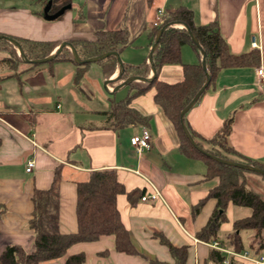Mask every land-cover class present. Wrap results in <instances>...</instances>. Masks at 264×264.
Masks as SVG:
<instances>
[{"label":"crops","instance_id":"crops-1","mask_svg":"<svg viewBox=\"0 0 264 264\" xmlns=\"http://www.w3.org/2000/svg\"><path fill=\"white\" fill-rule=\"evenodd\" d=\"M68 1L70 6L61 15L47 19L43 11L47 2L0 0V35L46 41L55 49L63 41L90 40L96 30L124 28L131 43L119 51L123 65L145 62L148 74L131 70L127 76L147 78L152 75L147 56L154 40L149 31L155 17L159 11L165 15L185 6L192 11L196 25L217 22L232 53L257 48L259 65L264 64V0ZM47 14H53L50 7ZM180 58L183 63H200L201 54L186 43L180 47ZM255 68L219 70L184 115L186 125L203 138L212 137L231 117L226 141L236 153L228 157L238 162L244 157L264 163V84L257 81ZM76 70L68 60L25 62L17 51L0 44V253L8 244L33 249L34 234L27 222L34 188L47 189L58 176L60 230L73 232L77 227V182L92 170L111 168L126 191H142L130 199L124 193L116 196L120 219L138 253L116 251L112 236L103 235L71 245L67 254L83 252V264H180L171 247L184 246L182 264H226L214 261L210 255L218 249L197 236L216 200L206 198L193 212L217 179L204 178L203 159L180 152L176 128L155 103L154 87L130 100V106L145 116L146 122L112 129L107 126L105 113L111 100L122 99L134 89L127 84L112 91L124 79L107 84L108 90L102 88L103 81L113 78L117 69L108 76L99 63L88 64L77 82ZM157 78L177 82L182 79V67L162 65ZM144 128L150 134V147L137 153L130 138ZM28 159L34 160L30 172L26 171ZM155 190L157 198L141 200L142 195ZM236 207L242 206L227 205L217 241L228 243L226 236L233 221L249 215L248 208L238 212ZM248 231L240 233L246 234L241 239L247 257L230 255V264H258L254 257L264 251L250 248L253 233ZM63 260L43 264H61Z\"/></svg>","mask_w":264,"mask_h":264},{"label":"trees","instance_id":"trees-1","mask_svg":"<svg viewBox=\"0 0 264 264\" xmlns=\"http://www.w3.org/2000/svg\"><path fill=\"white\" fill-rule=\"evenodd\" d=\"M33 1L45 4L49 0ZM51 1V13L69 3L68 0L56 4V0ZM175 22L187 25L206 52L205 64L210 76L209 83L213 81L217 72L223 68L256 67L259 65L260 54L257 48H251L242 53H232L219 31L217 22L212 21L204 25H196L193 21L192 11L185 6H179L163 15L161 24L152 26L149 31L151 39H154L156 32L163 25ZM18 42L28 59L43 58L54 50V45L46 41L18 40ZM70 43L76 49L79 57L86 59L107 51L116 50L119 52L121 48L131 43V39L127 30L122 28L96 30L92 39L73 40ZM186 43L193 48H197L182 26H169L162 31L158 46L153 53L156 75L149 84L138 85L135 81H132L128 84V87L134 89L132 92L122 99L111 100L110 107L105 112L107 126L117 129L128 125L144 124L147 118L130 106V100L132 97L143 93L148 87L153 86L155 103L160 106L165 116L176 128L180 152L189 157L203 159L206 163L204 178L217 179V184L211 187L206 196L193 207V212H196L206 198L212 197L216 200L214 210L207 223L197 232L198 239L203 241L217 240L220 225L226 221V207L229 203H232L236 206L248 208L250 213L233 221L232 230L226 236L230 248L238 252L244 249L240 231L248 229L253 233L250 248L262 252L264 251V184L261 183L262 186H258V183L259 180L264 183V175L212 159L192 146L182 132L179 113L205 81V74L200 63H183L181 61L180 47ZM0 44L10 46L12 52L16 53L15 48L5 39H0ZM59 60H68L75 64L77 68L76 82L81 79L86 66L90 64L75 63L68 47H64L51 61ZM97 62L108 76L112 75L117 69L116 59L112 55ZM165 64H180L182 79L173 83L159 80L157 71ZM131 70L136 74L148 75L146 74L147 64L145 62L138 65L124 64V71L120 79L123 80L128 77L127 75ZM231 123V117L225 119L218 131L210 138H203L186 126L196 144L204 151L223 159L232 160L224 153L204 146V142L212 144V141L220 136L230 151L236 153L226 141ZM242 160L240 162L264 169V163L244 157ZM57 184L58 176L56 175L49 188L33 189L31 196L33 207L31 217L27 222V227L34 234L33 249L26 251L20 244H8L0 253V264H43L59 258H64L61 264H83L85 254L83 252L67 254L69 247L75 243L94 241L103 235L112 236L116 251L128 254L138 253L120 219L116 207V196L124 193L130 199L136 194H141L142 191H126L123 184L118 181L114 169L105 168L90 171L85 179L76 184V230L62 232L58 214L59 195ZM171 249L174 255L178 256V260L181 261L180 264H182L185 257L184 246L178 249L171 247ZM179 249H181V252ZM210 256L216 262H222L225 258V254L222 255L219 250L215 249L212 250Z\"/></svg>","mask_w":264,"mask_h":264},{"label":"water","instance_id":"water-1","mask_svg":"<svg viewBox=\"0 0 264 264\" xmlns=\"http://www.w3.org/2000/svg\"><path fill=\"white\" fill-rule=\"evenodd\" d=\"M51 1H47L46 5L44 6V17L47 19H52L55 18L59 15H61L63 13V11L68 8L70 5L66 4L64 6H62L60 9H58L56 12H54L53 14H47V11L50 7ZM181 25L183 28H185V30L187 31L191 41L193 42V44L197 47V49L199 50L200 54H201V60H200V64L201 67L203 69V72L205 74V81L203 82V84L200 86V88L196 91V93L194 94V96L191 98V100L182 108V110L179 113V122H180V126L182 129L183 134L186 136V138L188 139V141L191 143L192 146H194L198 151L206 154L207 156L211 157L212 159L223 163V164H227L230 166H235V167H239L245 170H249L252 172H256L259 174L264 175V169L260 168L258 166H254L251 164H247V163H243V162H238V161H233L230 159H223L221 157L212 155L206 151H204L200 146H198L195 142V140L193 139L192 135L190 134L186 123L184 121V115L186 114V112L190 109V107H192V105L196 102V100L199 98V96L204 92V90L206 89V87L209 84V80H210V76L209 73L207 71L206 68V64H205V57H206V52L204 51V49L202 48V46L199 44V42L197 41V39L195 38V36L192 34V32L190 31V29L188 28L187 25H185L184 23H180V22H175V23H167L165 25H163L155 34L154 40H153V44L151 46V49L149 51V54L147 56V61L148 64L150 66L152 75L150 77H143V76H139V75H131L126 77L123 81H121L119 84L115 85L112 89L113 90H117L119 87L124 86L129 84L130 82L134 81V80H139L145 83H150L152 78L156 75V70L154 67V63H153V53L156 50L157 46H158V41L160 38V35L162 33V31L169 27V26H174V25ZM0 39H5L6 41H8L17 51V53L19 54L20 58L25 61V62H30V63H44V62H48L51 61L64 47H68L70 52H71V57L72 60L77 63V64H83V63H90V62H97L107 56H114L117 62V73L113 78H107L104 80L103 82V87L107 89V84L112 83L113 81L119 80L123 71H124V65L123 62L120 58L119 52L116 50L113 51H107L104 53H101L97 56L94 57H89L86 59H81L76 51V49L74 48V46L70 43V42H66L63 41L61 43L58 44V46L53 50V52H51L49 55L43 57V58H38V59H28L20 45V43L9 36H5V35H0ZM111 91V92H112Z\"/></svg>","mask_w":264,"mask_h":264},{"label":"built area","instance_id":"built-area-1","mask_svg":"<svg viewBox=\"0 0 264 264\" xmlns=\"http://www.w3.org/2000/svg\"><path fill=\"white\" fill-rule=\"evenodd\" d=\"M163 13L161 11L158 12L157 16L155 17V20L153 22V26H158L162 22L163 18ZM255 74L257 77V81L260 84H264V64H260L256 66L255 68ZM130 143L134 146L135 151L137 153H140L143 149H147L150 146V134L147 129H142L141 134L139 135H133L130 138ZM34 167V160L33 159H28L26 163V171L30 172L32 168ZM159 195L158 191H153L150 194L147 195H142L141 200H146L148 198L155 199ZM211 246L218 249L219 251H224L227 252L228 254L230 253L228 250L224 248V246H221L217 240H212L210 242ZM238 253V252H237ZM235 253V254H237ZM231 254V253H230ZM234 254V255H235ZM243 255H246V252H243ZM254 260L258 264H264V253H259L254 257Z\"/></svg>","mask_w":264,"mask_h":264},{"label":"rangeland","instance_id":"rangeland-1","mask_svg":"<svg viewBox=\"0 0 264 264\" xmlns=\"http://www.w3.org/2000/svg\"><path fill=\"white\" fill-rule=\"evenodd\" d=\"M56 2H58V3H60V0H56ZM90 64H95V65H97L98 64V62H90ZM104 82V81H103ZM102 88H103V85H102ZM110 88H111V86H110ZM214 143V144H213ZM204 146L206 147V148H212V150L214 149V150H218L220 153H224L225 155H227V156H234L233 154V152H231L230 151V149L227 147V145H225V143H223V138L222 137H220V136H217L213 141H212V144H210V143H207V142H204ZM212 146H215V147H212ZM150 147V146H149ZM256 183H258V182H256ZM264 184L263 183V181H261V180H259V183H258V186H262V184ZM264 187V186H263ZM244 209H247V208H243V207H236V209L235 210H238V212H240L241 210H244ZM240 210V211H239ZM237 212V211H236ZM241 232H244V233H247V232H249L248 231V229H245V230H241L240 231V233ZM244 233H242V234H240L242 237L241 238H243L244 239V237L246 236V234L244 235ZM250 233V232H249ZM244 241V240H243ZM219 242V244H221V246H224L225 247V249L226 250H228L231 254H226V256H225V258L222 260L224 263H226V264H230V260H229V257L228 256H230V258L231 257H238V258H244V257H247L246 255H243V252L245 251V250H242V251H240V252H238V251H235L234 249H232V248H230V245H229V243H227V242H220V241H218ZM238 252V253H237ZM235 253H237V254H235ZM235 254V255H234Z\"/></svg>","mask_w":264,"mask_h":264}]
</instances>
